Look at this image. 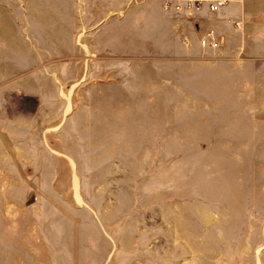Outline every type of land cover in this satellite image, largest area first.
Returning a JSON list of instances; mask_svg holds the SVG:
<instances>
[{"label": "rangeland", "instance_id": "rangeland-1", "mask_svg": "<svg viewBox=\"0 0 264 264\" xmlns=\"http://www.w3.org/2000/svg\"><path fill=\"white\" fill-rule=\"evenodd\" d=\"M161 9L0 0V264H264V54Z\"/></svg>", "mask_w": 264, "mask_h": 264}, {"label": "crops", "instance_id": "crops-1", "mask_svg": "<svg viewBox=\"0 0 264 264\" xmlns=\"http://www.w3.org/2000/svg\"><path fill=\"white\" fill-rule=\"evenodd\" d=\"M252 1L247 0V4H232L217 13H211L207 10L202 11L194 20H181L175 16L167 14L162 5L160 12V25L162 28V36L169 37L171 43H175L178 47L183 44L188 51L181 52L185 58L191 59L194 56L204 55V50L216 51L222 61L219 64L222 67L229 64L238 65L248 64L259 58L260 54H264V21L256 20L252 12ZM236 23L240 26L237 27ZM188 28V36H184L188 40L186 43L181 40L182 26ZM207 35H212L219 43L217 48H204L201 41ZM235 42L237 46L231 49V44ZM180 48V47H179ZM180 49V50H181ZM243 61V62H241ZM188 64H191L188 62ZM241 67V66H240ZM238 68V67H236Z\"/></svg>", "mask_w": 264, "mask_h": 264}, {"label": "built area", "instance_id": "built-area-1", "mask_svg": "<svg viewBox=\"0 0 264 264\" xmlns=\"http://www.w3.org/2000/svg\"><path fill=\"white\" fill-rule=\"evenodd\" d=\"M243 4L244 0H162L163 9L167 14L181 20H194L199 13L207 10L217 13L232 4ZM239 27L240 24L236 23ZM204 48H217L219 43L212 35H207L201 41Z\"/></svg>", "mask_w": 264, "mask_h": 264}]
</instances>
